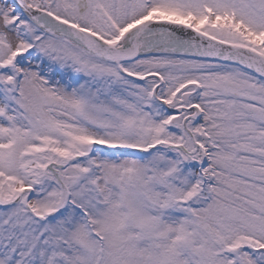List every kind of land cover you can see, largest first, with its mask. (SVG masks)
<instances>
[{
  "label": "snow or ice",
  "instance_id": "snow-or-ice-1",
  "mask_svg": "<svg viewBox=\"0 0 264 264\" xmlns=\"http://www.w3.org/2000/svg\"><path fill=\"white\" fill-rule=\"evenodd\" d=\"M0 264H264V0H0Z\"/></svg>",
  "mask_w": 264,
  "mask_h": 264
}]
</instances>
